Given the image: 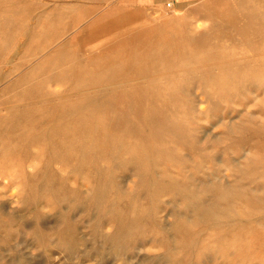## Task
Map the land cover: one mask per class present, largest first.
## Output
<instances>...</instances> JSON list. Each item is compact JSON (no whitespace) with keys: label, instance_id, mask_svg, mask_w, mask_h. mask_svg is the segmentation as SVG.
Returning <instances> with one entry per match:
<instances>
[{"label":"rangeland","instance_id":"obj_1","mask_svg":"<svg viewBox=\"0 0 264 264\" xmlns=\"http://www.w3.org/2000/svg\"><path fill=\"white\" fill-rule=\"evenodd\" d=\"M263 92L264 0H0V264H264Z\"/></svg>","mask_w":264,"mask_h":264},{"label":"bare ground","instance_id":"obj_2","mask_svg":"<svg viewBox=\"0 0 264 264\" xmlns=\"http://www.w3.org/2000/svg\"><path fill=\"white\" fill-rule=\"evenodd\" d=\"M255 6H256V5H255ZM262 14H263V13H262ZM255 15H256V14H255ZM103 17H104V16H103ZM231 18H232V17H231ZM228 26H229V25H228ZM89 27H90V25H89ZM141 28H142V27H141ZM137 32H138V31H137ZM116 36H117V35H116ZM152 42H153V41H152ZM137 54H138V53H137ZM75 75H76V74H75ZM75 77H76V76H75ZM120 87H121V86H119V88H120ZM263 93H264V92H263ZM87 109H88V108H87ZM97 129H98V128H97ZM84 130H85V129H84ZM84 130H83V131H84ZM81 131H82V130H81ZM81 134H82V133H81ZM96 135H97V134H96ZM110 136H111V135H110ZM94 137H95V136H94ZM97 139H98V138H97ZM97 139H96V140H97ZM92 140H93V139H92ZM98 140H99V139H98ZM91 143H93V142L91 141ZM94 143H95V142H94ZM94 143H93V144H94ZM56 144H57V143H56ZM95 145H96V144H95ZM99 145H100V144H99ZM92 146H93V145H92ZM116 147H117V146H116ZM120 147H121V146H120ZM95 149H96V148H94V150H95ZM100 149H101V148H100ZM96 150H97V149H96ZM57 151H59V150H57ZM90 151H91V150H90ZM32 152H33V151H32ZM66 152H67V151H66ZM66 152H65V153H66ZM61 153H62V152H61ZM82 153H83V152H82ZM82 153H81L80 155H82ZM89 153H91V152H89ZM57 154H58V153H57ZM93 154H95V153H93ZM55 155H56V153H55ZM62 155H63V153H62ZM65 155H66V154H65ZM52 156H53V155H52ZM83 157H84V156H83ZM54 158H55V157H54ZM57 158H59V157L57 156ZM65 158H66V157H65ZM88 158H89V157H88ZM80 163H81V162H80ZM81 164H82V163H81ZM73 165H74V163H73ZM78 166H79V165H78ZM83 166H84V165H83ZM81 167H82V166H81ZM1 177H2V176H1ZM3 178H4V177H3ZM0 179H1V178H0ZM99 181H100V180H99ZM99 181H98V182H99ZM111 182H112V181H111ZM99 183H100V182H99ZM99 183H98V184H99ZM109 183H110V182H109ZM99 185H100V184H99ZM95 186H96V185H95ZM95 186H94V187H95ZM96 188H97V187H96ZM96 188H95V189H96ZM158 188H159V187H158ZM117 189H118V188H117ZM212 189H213V188H212ZM104 190H105V189H104ZM206 190H207V189H206ZM102 192H103V191H102ZM110 192H111V191H110ZM74 193H75V192H74ZM97 193H98V191H97ZM104 193H105V192H104ZM104 193H103V194H104ZM75 194H77V193H75ZM78 195H79V194H78ZM78 195H77V196H78ZM139 195H140V194H139ZM101 196H102V195H101ZM67 197H68V196H67ZM94 197H95V196H94ZM68 198H69V197H68ZM95 199H96V198H95ZM200 199H201V198H200ZM203 199H204V198H203ZM97 201H98V200H97ZM161 201H162V200H161ZM91 202H92V201H91ZM92 204H93V202H92ZM94 204H95V203H94ZM98 204H99V203H98ZM152 206H153V205H152ZM155 206H156V205H155ZM150 207H151V206H150ZM2 208H3V206H2ZM113 208H114V207H113ZM111 209H112V208H111ZM114 210H115V208H114ZM117 210H118V208H117ZM160 210H161V209H160ZM3 211H4V210H3ZM3 211H2V214H3ZM110 211H112V210H110ZM114 212L116 213V211H114ZM149 212H150V211H149ZM111 213H112V212H111ZM118 213H119V212H118ZM0 214H1V213H0ZM2 214H1V215H2ZM169 214H170V212H169ZM117 215H118V214H117ZM3 216H4V215H3ZM125 216H126V215H125ZM127 219H128V218H127ZM3 220H4V218H3ZM119 220H121V219H119ZM231 220H232V219H231ZM96 221H97V220H96ZM126 221H127V220H126ZM128 222H129V221H128ZM131 223H132V222H131ZM131 223L129 222V224H131ZM126 224H127V223H126ZM1 226H2V225H1ZM68 228H69V227H68ZM65 229H66V228H65ZM69 229H70V228H69ZM69 229H68V230H69ZM57 230H58V229H57ZM71 231H72V229H71ZM57 232H60V231H57ZM116 232H117V231H116ZM116 232H115V236H116ZM145 232H146V231H145ZM71 233H72V232H71ZM119 233L121 234V232H119ZM60 234H63V233H60ZM64 234H65V235H64V236L62 235L61 237H60V236H57V238L59 237L57 243L63 245L64 248H65L66 250H68L69 254H73V253L75 252V248H74L73 245H75V244H71L70 241H69V243H68V242H67V241H68L67 237H68L69 235L66 236V235H67L66 232H65ZM75 234H76V233H75ZM58 235H59V234H58ZM113 235H114V234H113ZM65 236H66V237H65ZM71 236H72V235H70L69 237H71ZM74 236H76V235H74ZM117 236H119V234H118ZM69 237H68V238H69ZM112 237H113V236H112ZM75 238H76V237H75ZM114 238H116V237H114ZM117 238H118V237H117ZM71 239L73 240V238H71ZM76 239H78V238H76ZM76 239H75V240H76ZM40 240H41V239H40ZM42 240H44L43 237H42ZM42 240H41V241H42ZM69 240H70V238H69ZM113 240H114V239H113ZM45 241H46V240H45ZM72 243H73V242H72ZM76 243H77V242H76ZM56 245H57V244H56ZM56 245H55V246H56ZM77 245H78V244H77ZM56 247H57V246H56ZM56 247H55V248H56ZM55 253H56V252H55Z\"/></svg>","mask_w":264,"mask_h":264}]
</instances>
